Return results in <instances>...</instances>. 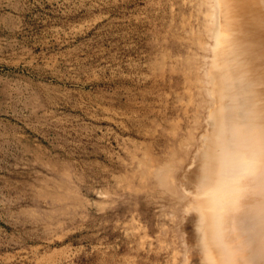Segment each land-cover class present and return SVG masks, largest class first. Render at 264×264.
<instances>
[{
    "label": "rangeland",
    "instance_id": "obj_1",
    "mask_svg": "<svg viewBox=\"0 0 264 264\" xmlns=\"http://www.w3.org/2000/svg\"><path fill=\"white\" fill-rule=\"evenodd\" d=\"M211 29L210 0H0V264L184 263Z\"/></svg>",
    "mask_w": 264,
    "mask_h": 264
},
{
    "label": "bare ground",
    "instance_id": "obj_2",
    "mask_svg": "<svg viewBox=\"0 0 264 264\" xmlns=\"http://www.w3.org/2000/svg\"><path fill=\"white\" fill-rule=\"evenodd\" d=\"M210 7L206 126L179 179L183 264H264V0Z\"/></svg>",
    "mask_w": 264,
    "mask_h": 264
}]
</instances>
